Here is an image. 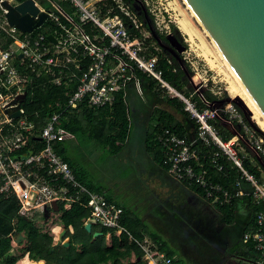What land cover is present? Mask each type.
<instances>
[{
    "label": "built area",
    "instance_id": "obj_1",
    "mask_svg": "<svg viewBox=\"0 0 264 264\" xmlns=\"http://www.w3.org/2000/svg\"><path fill=\"white\" fill-rule=\"evenodd\" d=\"M3 1L16 6L24 0H0V40H10L7 48L0 45V193L16 198L19 213L52 237L51 247L62 244L58 235L63 226L56 222L76 204L84 203L88 210L84 225L108 229V237L123 231V208L82 185L55 144L66 134L60 126L63 115L111 108L116 93L130 84L141 94L137 71L153 81L161 97L181 104L192 123V137L171 129L156 136L166 172L176 182L200 190L215 208L234 204L235 212L241 205L243 213L250 211L252 226L242 241L252 243L259 254L251 264H264V135L232 102L221 104L214 81L200 75L196 83L190 75L192 81L187 77V84L178 89L163 78L156 53H171L160 39L171 34L168 11L155 0H133L145 14L143 21L124 0H44L46 7L33 0L47 18L23 33L8 25ZM186 53L185 47L179 55L187 63ZM48 85L62 87L67 101L61 111L47 117L32 113L37 118L32 120L25 104L33 100L36 89ZM206 91L216 100H210ZM33 140L41 145L38 151ZM15 235H9L12 246ZM136 243L144 264H174L150 237Z\"/></svg>",
    "mask_w": 264,
    "mask_h": 264
},
{
    "label": "rangeland",
    "instance_id": "obj_2",
    "mask_svg": "<svg viewBox=\"0 0 264 264\" xmlns=\"http://www.w3.org/2000/svg\"><path fill=\"white\" fill-rule=\"evenodd\" d=\"M52 1L57 2L58 0ZM155 1H157L156 6L168 11L171 20L170 25L172 23L176 26L182 43L189 53V62H184L182 55H179L180 58L177 59L178 64L182 60L181 65L186 71V80L189 77V80L192 81L190 75L197 74L198 77L202 75V77L210 79L211 82L214 81V90L219 93L218 97H220L221 104L223 105L228 101L232 102L257 131L264 135V131L253 119V113L262 122H264V114L186 2L184 0ZM37 2L41 6H48L44 0H37ZM181 18L190 24L193 31L192 39L178 28L177 20ZM204 53L211 60H214V67L211 68L207 64L203 57ZM171 56L175 57V55ZM229 84H233L237 88L240 95L237 97H240L243 102H247L251 109L246 106L248 110L246 111L239 107L236 101H232L236 97L228 92ZM140 87L141 94L136 91L132 84L126 89L129 133L123 149L118 154H110L108 149L97 142H94L97 152L93 149L87 152L85 151L86 141L79 139V148H75L68 141L64 143L66 155L78 159L84 172V180L87 183H91L94 187L102 190L118 203L124 204L129 215L142 219L147 227L157 231L161 238L167 239L165 241L169 248L183 263L250 264L244 261L241 256L244 249L242 236L246 225L244 217L238 216L234 219L233 224L228 225L221 221V214L218 209L206 204L198 194L199 200L184 201L180 199L173 201L174 204L182 202L178 208L182 216L178 215L172 218L161 210L164 205L163 200L166 198L164 186H174V181L164 170L159 168V164L146 149V133L153 126L154 104H157V106L155 105L157 109H164L173 114L176 120H183V124L190 134L192 129L183 115L173 107L167 105L160 98H152L143 89L142 80H140ZM85 158H87L86 161H84ZM169 212L172 213L170 210ZM36 219L39 220V217ZM56 223L58 226L62 225L60 220ZM97 230V233H100L99 226H97ZM55 233L57 234L58 231ZM66 239L69 241L68 238ZM25 242L26 239L24 238L21 244L16 242L13 246V252L19 259L24 255Z\"/></svg>",
    "mask_w": 264,
    "mask_h": 264
},
{
    "label": "trees",
    "instance_id": "obj_3",
    "mask_svg": "<svg viewBox=\"0 0 264 264\" xmlns=\"http://www.w3.org/2000/svg\"><path fill=\"white\" fill-rule=\"evenodd\" d=\"M124 1L130 5L132 4V10L137 13L139 19L145 21V14L138 4L135 5L133 0ZM64 8L70 11V8L66 4H64ZM145 26L149 28L148 22H145ZM126 27L128 30L131 29L129 23H126ZM170 27L172 33L179 34L174 24L171 23ZM160 39L168 46V42L164 35H160ZM9 44L10 40H0L2 48H7ZM183 46L185 45L183 44ZM156 54L158 56L159 65L163 70V78L178 89H183L187 84L186 73L181 65L177 63V58L171 56L172 54L166 50H161ZM169 60L171 63L168 62ZM135 75L142 81H148L150 91L155 96L162 98L168 105L183 115V118L192 126V123L182 110L181 104L177 103L174 99L161 97V95L154 90L153 81L149 80L141 73L135 71ZM205 95L210 100H216V97L208 91L205 92ZM66 101L67 92L62 87L48 85L43 89H36L33 100L26 103L25 108L31 115L30 118L36 120L37 118L34 117L32 113L38 112L41 116L47 117L54 112L61 111ZM79 110L83 113L90 112V117L83 120L82 123V121L76 118V113L78 112L72 114L67 113L63 115V118L60 120V125L73 135H75L76 132L75 127H78V130H81V128L84 130V128H86L91 140H95L106 147L110 154H118L123 149L129 133V117L125 90H120L116 93V101L111 108ZM165 129L174 130L179 136L186 134L184 125L176 120L171 113L157 109L153 113L152 129L146 133V149L152 154L159 166L166 171V166L164 165V151L161 145L156 141V136ZM221 130L224 131V129ZM229 136L230 135H227V137ZM33 141L36 144L35 151H38L41 145L36 140ZM55 150L68 163L75 174V165L64 155L65 150L61 146V141L55 144ZM75 176L79 182H82V179L79 178L78 175L75 174ZM86 187L91 191L103 194L100 189L93 185H86ZM188 188L202 196L201 191L195 187ZM105 198L110 202H115L108 196H105ZM122 208L123 215L121 226L123 231L119 236L111 234L110 246L106 245L105 239L109 231L108 229L100 228L99 231L101 235L97 237H94V234L98 231L96 225L92 224L90 232L85 231L83 219L88 216V210L85 204L81 203L74 205L69 211H63L60 217L61 224L67 229L66 237L69 238V246L65 247L61 245L55 249H51L52 237L42 232L34 224L33 220L27 219L19 213V204L16 198L0 193V264H16L19 260V257L13 252L14 248L11 245L9 236L10 234L18 233L23 234L26 239L24 253L28 256L29 264H43L38 262H44L45 264H144L141 259L142 251L136 242L144 237L141 231L145 230L146 227L139 218H134L132 215L128 214L123 206ZM217 209L221 214L222 222L228 225L234 223V219L236 218L234 204L231 206L217 207ZM69 226L73 228L72 234L69 232ZM251 226L252 214L243 233ZM149 234H146V236L157 242L159 244V250L165 253L167 257L173 259L174 264H186L176 256L174 251L169 248L168 243L161 238L160 235L153 231H149ZM129 236L131 239H129ZM243 247L244 249L241 252V256L244 261L250 264L254 263L259 258V254L254 249V245L252 243H243ZM132 254H134L135 257V261L133 262L129 260Z\"/></svg>",
    "mask_w": 264,
    "mask_h": 264
},
{
    "label": "water",
    "instance_id": "obj_4",
    "mask_svg": "<svg viewBox=\"0 0 264 264\" xmlns=\"http://www.w3.org/2000/svg\"><path fill=\"white\" fill-rule=\"evenodd\" d=\"M184 1L264 114V0ZM1 5L8 11L5 15L8 25L23 33L32 32L47 18L46 13L39 12L33 0H24L16 6L3 1ZM48 38L53 41V37ZM165 38L168 42L167 49L179 59V54L185 47L172 34ZM24 98L19 97L20 100ZM232 101L248 111L241 98L237 97ZM18 115L16 112L13 116ZM19 158L20 156L17 157ZM53 208L57 210L55 204ZM91 227L88 223L84 229L90 232ZM65 235L66 229L63 228L59 240L63 241ZM98 235L100 234L95 233L94 237ZM23 239V234L16 235L17 243ZM62 245L68 247L69 242Z\"/></svg>",
    "mask_w": 264,
    "mask_h": 264
},
{
    "label": "crops",
    "instance_id": "obj_5",
    "mask_svg": "<svg viewBox=\"0 0 264 264\" xmlns=\"http://www.w3.org/2000/svg\"><path fill=\"white\" fill-rule=\"evenodd\" d=\"M148 81H146V80H143V89L148 93V94H150L151 96H152V98H154V97H156V98H159V97H157V96H155L151 91H150V89H149V86H148ZM127 89V88H126ZM126 89H125V95H126ZM161 100H163L162 98H160ZM164 101V100H163ZM167 104V103H166ZM157 104H154V110H153V112L157 109ZM168 105V104H167ZM161 110H164V109H161ZM166 111V110H165ZM75 112H78V113H76V115H77V119L78 120H80V121H82V123H83V120H85L86 118L88 119L89 117H90V112H88V113H83V112H81V110H77V111H75ZM92 115V114H91ZM173 115V114H172ZM92 117H93V115H92ZM183 119V118H182ZM180 123H182L183 124V120H178ZM184 125V124H183ZM61 126V125H60ZM62 127V126H61ZM190 127H191V129H192V133L190 134V132L186 129V127L184 126V130L186 131V134L188 135V136H193L194 135V131H193V128H192V126L190 125ZM63 128V127H62ZM64 129V128H63ZM65 130V129H64ZM75 135H73V134H71V133H69V132H67L66 130H65V132H66V134L64 135V139L61 141V146H62V148L65 150V153H64V155L66 156V158H69L70 159V161L75 165V174L76 175H78L79 176V178H81L82 179V182H80L82 185H84L85 187H86V185H92L91 183H87L84 179H85V177H84V172L82 171V167L80 166V163H79V161H78V159L75 157V159H73V158H70V157H68L67 155H66V148H65V146H64V143L66 142V141H68V142H70L73 146H75V148L76 147H78L79 148V142H78V140L79 139H84L85 141H86V149H85V151H87V152H89L91 149H93V150H95V152H97V147H95V144H94V142L96 143L97 141H95V140H91L90 139V136H89V132L86 130V128H84V130H82V128H81V130H78V127H75ZM98 144H100L99 142H97ZM71 145V146H72ZM101 145V144H100ZM104 148H106V147H104ZM107 149V148H106ZM81 152H82V150H81ZM109 152V151H108ZM110 153V152H109ZM87 160V158H85L84 159V161H86ZM159 166V165H158ZM159 168L160 169H162V170H164L162 167H160L159 166ZM165 171V170H164ZM165 173L167 174V175H169L166 171H165ZM171 177V176H170ZM173 181H174V186H171V185H169V186H164L165 188H164V192H165V195H166V198H164V205L162 206V208H161V210L163 211V212H165L164 214H168V216H170V217H176V216H182V214H181V212L178 210V208H179V205H182V202H176V204H174V202L173 201H179L180 199H183L184 201H186V200H188V201H190L191 199H195V200H199V197H200V195H199V197H198V195H197V193H195L194 191H192L190 188H188V187H186V186H184L183 184H180V183H178V182H176L174 179H173ZM102 191V190H101ZM101 193H103L105 196H108L107 194H105L103 191L101 192ZM109 198H111L110 196H108ZM201 198L203 199V197L201 196ZM113 201H115L116 203H118L116 200H114L113 198H111ZM203 201L206 203V204H208V202L207 201H205L204 199H203ZM121 207L123 206L124 207V209L126 210V208H125V206H124V204H122V203H118ZM203 209H205V207H203ZM169 210L172 212V213H170L169 212ZM244 210V207L241 205L240 207H238V209H237V212H235V214H236V216L235 217H238V216H242V217H244L245 218V221H246V224L248 223V221H249V219L251 218V212L249 211V213L248 212H246V213H243L242 211ZM127 211V210H126ZM169 212V213H168ZM176 212V213H175ZM178 212V213H177ZM156 217H157V215H156ZM142 222H143V220L142 219H140ZM143 224H144V226L146 227V229L145 230H142L141 231V234H143L144 236L147 234H149V231H153V232H156L157 234H159L157 231H155V230H153V229H150L149 227H147V225L143 222ZM38 226H39V224H38ZM85 226V225H84ZM246 226V225H245ZM69 227H71V226H69ZM69 227H68V229H69ZM64 228V227H63ZM55 229H57V231H59V228H55ZM71 229H72V233H73V228L71 227ZM70 232V231H69ZM71 233V232H70ZM71 233V234H72ZM60 234H61V232L59 233V235H58V238H59V236H60ZM66 234H67V229H66ZM96 234H97V232H96ZM98 234H100L101 235V233H98ZM17 235V234H16ZM16 235H15V239H16ZM113 235H115V236H119L120 235V233H117V234H113ZM150 235V234H149ZM99 236V235H98ZM25 238V237H24ZM66 238H68V237H66V235H65V237L63 238V241H60L59 239H58V243L59 242H62V244L63 243H65V242H67V239ZM66 239V240H65ZM105 239H106V245L107 246H110V243H111V236L110 237H108V236H105ZM68 240H69V238H68ZM164 240H167V239H164ZM16 241V240H15ZM20 244H21V242H20ZM24 244V243H23ZM61 244V245H62ZM61 245H59V246H61ZM14 246V245H13ZM12 246V247H13ZM25 246H26V242H25ZM58 246V247H59ZM14 248V247H13ZM56 248V247H55ZM55 248H52L51 247V249H55ZM177 256V255H176ZM134 259H135V257H134V254H132L131 256H130V258H129V260L131 261V262H133L134 261ZM29 259H28V256H27V254H25L24 253V255L16 262V264H29ZM38 263H43V264H45L44 262H38Z\"/></svg>",
    "mask_w": 264,
    "mask_h": 264
},
{
    "label": "bare ground",
    "instance_id": "obj_6",
    "mask_svg": "<svg viewBox=\"0 0 264 264\" xmlns=\"http://www.w3.org/2000/svg\"><path fill=\"white\" fill-rule=\"evenodd\" d=\"M177 24H178V28L182 31V32H184L186 35H188L189 36V38L190 39H192L193 38V31H192V29H191V26H190V24L186 21V20H184V19H178L177 20ZM203 52V51H202ZM203 57L205 58V60H206V62H207V64L212 68V67H214V60H211L210 59V57L206 54V53H204L203 54ZM216 65V64H215ZM217 67V66H216ZM214 69V68H213ZM192 80L194 81V82H196V83H199V77H198V75L197 74H193L192 75ZM228 92L230 93V94H232L234 97H236L237 98V96H240L239 94H238V92H237V88L233 85V84H229V88H228ZM251 96V95H250ZM240 98V97H239ZM252 98V97H251ZM253 99V98H252ZM254 100V99H253ZM255 102V101H254ZM256 103V102H255ZM244 104H246V106L248 107V108H250L251 109V107H250V105L247 103V102H244ZM258 106V105H257ZM253 112V111H252ZM250 113H251V111H250ZM253 119L256 121V123H257V125L264 131V122H262L261 120H259V119H257L256 118V115H255V113H253ZM54 231H57V229H54Z\"/></svg>",
    "mask_w": 264,
    "mask_h": 264
},
{
    "label": "flooded vegetation",
    "instance_id": "obj_7",
    "mask_svg": "<svg viewBox=\"0 0 264 264\" xmlns=\"http://www.w3.org/2000/svg\"><path fill=\"white\" fill-rule=\"evenodd\" d=\"M171 34L174 35V36L176 37V39L179 40V41L182 43V39H181V37H180L179 34H177V33H172V32H171ZM184 47H185V46H184ZM171 54L174 55V52L171 51Z\"/></svg>",
    "mask_w": 264,
    "mask_h": 264
}]
</instances>
